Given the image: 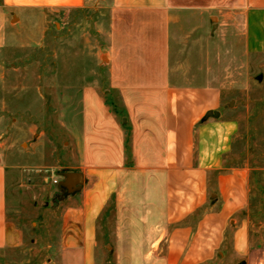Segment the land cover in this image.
Wrapping results in <instances>:
<instances>
[{"label":"crops","instance_id":"crops-1","mask_svg":"<svg viewBox=\"0 0 264 264\" xmlns=\"http://www.w3.org/2000/svg\"><path fill=\"white\" fill-rule=\"evenodd\" d=\"M0 7L59 15L88 8L87 0H1ZM223 44L247 59L264 54V0H111L105 92L117 93L120 105L96 85L83 88L81 129L64 145L75 164L54 168L81 173L94 189L127 171L159 176L166 226L148 234L157 236L150 251L158 261L163 251L164 264H264V223L250 227V170L224 172L238 124L224 119L220 79L200 83L212 72L194 61L196 50L213 45L216 53ZM209 112L219 118L205 120ZM9 167L0 163V264L23 243L9 217ZM101 195L86 193L66 210L62 264H93Z\"/></svg>","mask_w":264,"mask_h":264},{"label":"rangeland","instance_id":"rangeland-1","mask_svg":"<svg viewBox=\"0 0 264 264\" xmlns=\"http://www.w3.org/2000/svg\"><path fill=\"white\" fill-rule=\"evenodd\" d=\"M110 6L111 0H87L86 10L63 15L0 7V163L10 166L9 217L23 233L22 245L5 254L3 264H62L65 212L96 192H102L103 208L95 224L93 264H164L163 251L159 261L150 251L157 236L148 234L166 226L159 176L127 171L108 187L84 185L72 195L58 189L65 172L54 168L75 164L64 145L81 129L82 89L96 85L104 100L120 105L117 93L105 92ZM205 46V54L196 50L195 66L204 63L212 74L199 82L220 79L224 119L238 124L224 172L250 170L254 230L264 223V54L247 59L232 44L216 53L213 45ZM198 51L207 60L200 61ZM209 183L210 201L216 196L214 174Z\"/></svg>","mask_w":264,"mask_h":264},{"label":"water","instance_id":"water-1","mask_svg":"<svg viewBox=\"0 0 264 264\" xmlns=\"http://www.w3.org/2000/svg\"><path fill=\"white\" fill-rule=\"evenodd\" d=\"M209 118H219L218 112H209L205 120ZM62 181L58 185V189L68 195L80 192L84 186L85 180L81 173L65 172L60 174Z\"/></svg>","mask_w":264,"mask_h":264},{"label":"trees","instance_id":"trees-1","mask_svg":"<svg viewBox=\"0 0 264 264\" xmlns=\"http://www.w3.org/2000/svg\"><path fill=\"white\" fill-rule=\"evenodd\" d=\"M260 224H256V227H259Z\"/></svg>","mask_w":264,"mask_h":264}]
</instances>
